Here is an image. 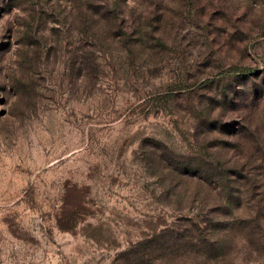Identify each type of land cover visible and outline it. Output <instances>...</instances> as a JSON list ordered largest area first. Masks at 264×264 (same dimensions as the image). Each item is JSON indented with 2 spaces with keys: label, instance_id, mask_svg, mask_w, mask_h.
Instances as JSON below:
<instances>
[{
  "label": "rangeland",
  "instance_id": "obj_1",
  "mask_svg": "<svg viewBox=\"0 0 264 264\" xmlns=\"http://www.w3.org/2000/svg\"><path fill=\"white\" fill-rule=\"evenodd\" d=\"M0 264H264V0H0Z\"/></svg>",
  "mask_w": 264,
  "mask_h": 264
}]
</instances>
